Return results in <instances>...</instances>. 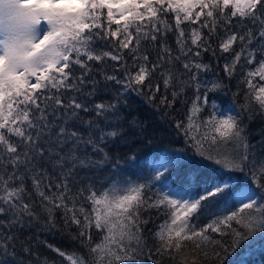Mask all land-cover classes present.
Listing matches in <instances>:
<instances>
[{
	"label": "snow or ice",
	"instance_id": "snow-or-ice-1",
	"mask_svg": "<svg viewBox=\"0 0 264 264\" xmlns=\"http://www.w3.org/2000/svg\"><path fill=\"white\" fill-rule=\"evenodd\" d=\"M233 80L243 100L225 114L212 97ZM132 95L183 141L135 181L113 155L150 139ZM257 115L264 0H0V254L223 264L236 238L264 232V136L254 144L245 122ZM57 231L78 255L41 239Z\"/></svg>",
	"mask_w": 264,
	"mask_h": 264
},
{
	"label": "trees",
	"instance_id": "trees-1",
	"mask_svg": "<svg viewBox=\"0 0 264 264\" xmlns=\"http://www.w3.org/2000/svg\"><path fill=\"white\" fill-rule=\"evenodd\" d=\"M170 42L174 44V38H171ZM130 62L131 61H129V63ZM203 63L209 64L214 69L215 74L222 76L223 60H220L218 65L215 58L210 53H206L203 57ZM236 90L237 83L233 80L229 91L212 97V100L215 101L218 108H228L231 106L239 111L243 96L234 97L233 93H235ZM188 95L191 97L192 93L189 92ZM181 108L182 104L178 103L176 105L177 112ZM126 112L129 114L130 118L136 117L142 124L147 125V131L150 137V139H146L142 143H137L128 147L117 145L113 148V155L118 157L119 168L129 173L125 178L135 181L138 175H154V169L157 168L155 163L158 160L163 161V156L165 154H171L183 148V141L175 140L169 135L166 126L161 123L162 117L160 113L146 105L141 98L135 95L130 96L128 98V108ZM177 118H180V116L177 115ZM245 122L249 123L248 130L252 142L258 144L261 137L264 136V117L257 115L251 122L247 120ZM186 156L188 158V163H191L193 159L191 150L187 151ZM207 172L210 173L211 168H209ZM236 175L240 174L237 173ZM157 187H159V185H157ZM153 219L156 220L155 214H153ZM158 223L159 220H156V224ZM156 224H149L148 230L153 229ZM145 235H148L147 230ZM41 239H47L49 243L64 248L70 255H78L73 253V242L66 239L58 231L53 234L42 235ZM229 243H231V240ZM235 244L236 246L230 248L227 255L223 257V264H264V232L256 230L248 236L242 235L236 238ZM149 248L154 252L155 245L151 240H149ZM39 251L44 253L46 250L40 248ZM147 251L148 249H145V255H147ZM48 255L53 256L52 253H48ZM185 257L187 258L188 264H191L193 257L189 255L187 251L178 258V264L179 261L183 260ZM24 259L27 261L29 258L25 257ZM0 260L4 261V264H13V257L10 253L8 255L0 254ZM65 260H67V257H65ZM32 264H36V262L32 261ZM67 264H71V261H67ZM145 264H150V262L146 260Z\"/></svg>",
	"mask_w": 264,
	"mask_h": 264
},
{
	"label": "rangeland",
	"instance_id": "rangeland-1",
	"mask_svg": "<svg viewBox=\"0 0 264 264\" xmlns=\"http://www.w3.org/2000/svg\"><path fill=\"white\" fill-rule=\"evenodd\" d=\"M218 110H224L225 111V114H228L227 113V108H223V107H220V108H218ZM161 160V159H160ZM163 161H157L155 164H156V167H159L160 166V164L162 163Z\"/></svg>",
	"mask_w": 264,
	"mask_h": 264
}]
</instances>
